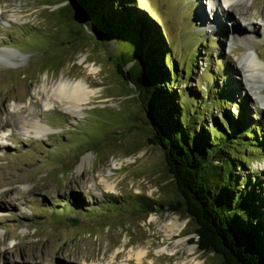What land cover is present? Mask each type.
<instances>
[{
	"label": "rangeland",
	"instance_id": "374dc122",
	"mask_svg": "<svg viewBox=\"0 0 264 264\" xmlns=\"http://www.w3.org/2000/svg\"><path fill=\"white\" fill-rule=\"evenodd\" d=\"M59 1L0 0V133L11 136H0V264H221L193 242L195 222L172 210L183 198L163 151L145 140L136 95L109 58L114 42L69 46L70 23L54 14L66 5ZM113 1L162 36L184 72L171 91H193L187 105L198 107L205 125L221 111L258 127V142L233 143L230 156L239 161L236 183L258 186L264 224V82L243 73L247 54L264 64V0H237L228 15L215 7L216 17L203 0ZM61 78L96 91L77 116L44 107L43 89ZM215 90L228 107L219 100L201 107ZM5 120L15 124L2 127ZM31 120L50 130L36 133L26 127ZM135 195L158 203L156 211L139 213Z\"/></svg>",
	"mask_w": 264,
	"mask_h": 264
},
{
	"label": "trees",
	"instance_id": "16d2710c",
	"mask_svg": "<svg viewBox=\"0 0 264 264\" xmlns=\"http://www.w3.org/2000/svg\"><path fill=\"white\" fill-rule=\"evenodd\" d=\"M59 2L66 5L54 14L58 15V20L70 23L66 30L69 46L85 45L94 38L104 44L114 42L109 58L117 76L136 95L145 117V140L163 151L166 170L183 198L172 210L176 213L182 210L195 222L193 242L198 250L214 254L221 264H264L259 188L245 179L236 183L233 172L239 161L230 156L231 149L235 148L233 143L250 148L252 142H258L256 137L252 139L260 132L258 127L253 131L246 124L241 127L242 117L232 118L221 111L205 125L197 114L198 107L191 110L187 105L186 98L193 95V91H171L184 72L171 59L162 36L152 32L141 17L128 9L119 10V2ZM186 73L185 76L190 77L191 68ZM210 76L214 78L212 86L217 89V78ZM221 97L215 90L213 95L207 96L208 101L200 104L196 100V103L204 107L206 102L219 100L221 106L227 108L229 104ZM133 198L139 213L149 215L156 211L158 203L139 195Z\"/></svg>",
	"mask_w": 264,
	"mask_h": 264
},
{
	"label": "bare ground",
	"instance_id": "6f19581e",
	"mask_svg": "<svg viewBox=\"0 0 264 264\" xmlns=\"http://www.w3.org/2000/svg\"><path fill=\"white\" fill-rule=\"evenodd\" d=\"M199 1V0H198ZM237 0H203L201 1V5L206 3L209 16L216 17L217 15V9L215 7H219L221 10L220 12L228 15V11H231L230 9L234 3ZM207 21H209V17L206 18ZM213 22H208V24L212 25ZM237 27V25L235 26ZM238 28V27H237ZM214 31V30H212ZM245 39V38H244ZM247 39V38H246ZM2 53V52H1ZM253 53L256 55V52L253 51ZM3 54V53H2ZM244 77H246L249 80H253V82L257 84H261L264 82V64L260 59L252 57L250 54H247L244 57ZM93 71V70H92ZM95 73V72H94ZM50 93V95H48ZM96 91L89 88L87 83L84 80H68L67 78H61L56 84L52 86L51 89H48L45 91L43 89L44 96H49L48 101H46V104H44V107L49 106L51 108L54 107V105H60L62 110H64L66 113H68L71 116H77L79 112L83 109L84 105H86L92 98H94ZM7 115V113H6ZM23 122V121H22ZM20 120H17L16 124H22ZM15 122L9 123V121L2 122V127H10L13 126ZM30 128L31 130L35 131L36 133H42L45 131H49L50 128L44 125L43 123L39 121H28L26 123V127ZM5 134V133H4ZM9 137L10 134H6ZM0 136L3 138V133H0ZM107 189H111L112 186L107 184L105 186ZM5 195V194H4ZM175 228V227H174ZM170 230L171 227H170ZM174 231V230H173ZM173 231H170V233H174ZM169 233V234H170ZM191 250H189L190 252ZM161 252V251H160ZM158 252V253H160ZM144 253H137L135 255V260L140 263V259L143 256Z\"/></svg>",
	"mask_w": 264,
	"mask_h": 264
},
{
	"label": "water",
	"instance_id": "95a60500",
	"mask_svg": "<svg viewBox=\"0 0 264 264\" xmlns=\"http://www.w3.org/2000/svg\"><path fill=\"white\" fill-rule=\"evenodd\" d=\"M77 223L76 219H70V225L73 226Z\"/></svg>",
	"mask_w": 264,
	"mask_h": 264
}]
</instances>
